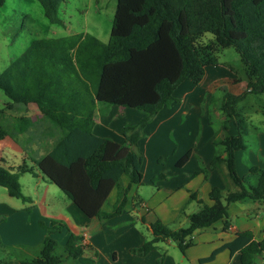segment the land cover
Segmentation results:
<instances>
[{"label":"trees","instance_id":"trees-1","mask_svg":"<svg viewBox=\"0 0 264 264\" xmlns=\"http://www.w3.org/2000/svg\"><path fill=\"white\" fill-rule=\"evenodd\" d=\"M4 1L0 0V7ZM37 1L50 23L63 25L58 8L65 0ZM206 33L212 39L200 43ZM227 47L238 54L247 87L241 93L223 95L224 124L233 119L237 133L213 141L220 150L209 168L224 164L226 177L236 189L213 187L210 205L191 192L187 203L196 201L199 208L186 216V227L172 228L155 220L150 224L152 238L133 249L144 256L157 242L170 240L185 253L193 245V233L226 218L230 203L264 201V170L251 165L255 184L246 187L234 162V153L245 148L244 121L236 104L248 93H264V0H116L106 43L88 33L33 40L0 73V90L8 100L4 108L34 105L55 132L61 131L51 147L33 160L34 165L87 217L110 219L124 210L131 185L142 181L143 155L138 141L145 127L160 109L175 101L173 92L182 82L200 83L206 68L218 63L216 53ZM98 104L136 109L145 116L135 125L124 126V143H118L92 132ZM261 114L264 116V109ZM15 129V133L9 131L0 121V139L9 136L16 141L19 131L26 130L21 124ZM189 156L190 151L177 164H184ZM23 172L32 170L25 165L17 171L0 166V186L10 196L26 201L29 197L24 196L18 181ZM123 176L129 180L127 185ZM113 189L115 202L105 212L102 205ZM53 229L57 228H46L47 234L32 256L19 257L18 251L24 247L0 241V253L8 256L0 258V264H63L84 254L82 239L75 235L57 253L59 244L50 236ZM223 248L238 252L241 264H256L264 252V236L256 241L250 231L239 232ZM217 251L201 261H210Z\"/></svg>","mask_w":264,"mask_h":264},{"label":"crops","instance_id":"crops-1","mask_svg":"<svg viewBox=\"0 0 264 264\" xmlns=\"http://www.w3.org/2000/svg\"><path fill=\"white\" fill-rule=\"evenodd\" d=\"M215 69L207 67L205 75L200 81L202 85L207 84V91L211 93L216 91L223 87L225 81V84L227 83L234 90L232 94H238L246 87V80L238 81L239 86L236 87L230 84L229 81L234 78L231 79L228 74L227 79L220 81L219 73ZM207 99L208 96L196 94L194 90H191L189 94H184L178 102H173L169 107H163L158 111L152 119V121L158 120L153 130L149 131L147 128L152 125L150 121L145 127L147 129L144 130L143 137L138 141V150L143 155L142 181L138 185H131L129 191L134 193V197L130 201V195L128 196L122 213L106 220L87 217L57 186L44 178L34 165L33 158H30L31 163L26 162L24 145L21 138L17 137V135L23 137L26 128L25 131L16 133V141L9 136L0 139V164L3 168L17 171L18 168L25 165L32 170V172L20 173L18 177L21 186L20 176L25 175L23 179L27 183V188L31 189L26 194L22 191L21 186V191L24 196L29 197V200L24 201L12 197L4 187V190L0 188V241L7 246L24 247L18 251L19 257L28 254L34 255L41 240L47 234L46 228L54 226L57 229H53L50 236L57 241L60 250L70 235L80 237L81 243L85 246L84 254L77 259H67L63 264H158V261H160L159 264H241L239 253H230L223 246L231 242L237 233L243 231H250L256 241L262 240L264 236V201L262 200H240L230 203L226 218L193 233V245L187 248L185 253H182L175 242L170 240L157 242L155 249L144 256L133 252V249L140 247L152 238L150 224L155 220H160L167 225L174 223L184 204L186 206L183 215L185 221L188 214L198 210L197 202L190 201L187 203L191 192H197V198L210 205V190L213 187L221 189V181L216 176L215 169H211L209 177L204 178L197 169L195 171L194 169H191L193 171L187 169L190 163L189 158L184 164H177L180 158L190 151L188 142L187 145L185 142H181V144L174 141L170 145L165 142L166 136L168 134L172 136V134H176V131L178 132L177 139L181 141L185 139V136H190L188 133L190 129L182 126L183 119L181 116L184 118L189 116L192 111L199 112L201 110L200 103ZM212 100L213 98H211ZM221 102L222 99L221 101L217 100V102L215 100L216 109L220 113L222 112L225 121L226 117L221 110ZM29 106L36 109L34 105H28L25 108ZM101 106L100 104L96 106L92 132L97 136L110 138L95 132L97 126L99 127L103 123L101 117L97 118L101 115ZM111 106L118 107L116 105ZM5 115L13 118L10 113ZM144 116H140V118L142 119ZM0 121L6 125L1 119ZM21 121L22 118L11 129L7 125L6 128L15 133V128ZM227 122L229 125L224 130V135H234L231 122L229 120ZM171 126L174 127L171 128ZM122 128L121 130H123ZM121 130L119 132L121 141L112 140L124 143ZM210 141L207 144L210 145ZM166 148L167 151L164 150ZM195 151H199L205 164H210L213 157L211 147L208 146L205 149L203 146L198 150L195 149ZM241 151L238 150L234 153L236 169L237 158ZM164 155H167L166 159L163 158ZM151 156L154 159L148 162ZM237 175L241 178L238 171ZM122 182L127 185L129 180L123 176ZM148 184H151L154 189L147 191L145 187H148ZM115 199L116 191L113 189L103 203L102 210L109 212ZM184 220H181L180 224ZM226 224L228 225L224 229ZM215 251L217 253L213 259L201 261ZM2 257L8 256L0 253V258ZM256 264H264V252L257 258Z\"/></svg>","mask_w":264,"mask_h":264},{"label":"rangeland","instance_id":"rangeland-1","mask_svg":"<svg viewBox=\"0 0 264 264\" xmlns=\"http://www.w3.org/2000/svg\"><path fill=\"white\" fill-rule=\"evenodd\" d=\"M115 6L116 0H65L60 3L58 8V16L63 22V25H58L49 22L44 16L40 2L37 0H5L0 7V73L4 71L33 40L38 38L88 33L106 43L110 35ZM211 39L212 35L206 33L199 39V42L207 43ZM216 54L218 63L210 66L216 68L215 70L219 73L218 77L220 81L227 79V74L231 76V79L234 78L229 82L235 87L239 86L237 84L238 81L246 80L243 65L238 54L232 47L221 49ZM210 66L208 67L211 69ZM225 73L226 75H224ZM225 82L222 85L223 87L211 93L207 91V84H193L186 80L173 92L175 103L178 102L184 94H189L191 90H194L196 94L208 96L205 102L200 103L201 110H199V112L192 111L189 116L184 118L181 116L183 119L182 126L186 129H190V131H188L190 136H185V139L181 141L177 139L178 132L176 131V134H172V136L168 134L165 140L169 145L174 141L180 143L185 142L186 145L188 142L190 163L187 169H194V171L197 169L204 178H208L211 173V169L209 168L210 164H205L201 154L199 151L196 152L195 149L198 150L203 146L206 149L209 146L211 147L212 156L217 150H220V147L214 145L213 141L223 137L224 130L228 127L229 122L224 124V117L222 112L220 113V111L216 109L215 100L216 102L217 100L221 101L223 94L226 92L234 93V90L227 85V83L225 84ZM246 87L239 93L245 91ZM211 98H213L212 101ZM7 101V97L0 90V110H3L0 119L11 129L13 125L22 118L20 124L27 129L25 131L26 133L23 132V137L22 135H17V137L21 138L24 145V157H26V162L29 164L31 163L30 158L37 159L51 147V142L55 137L61 134V131L55 129V132L52 123L46 117L42 116L33 106L7 110L4 108ZM100 109L101 115L99 117L97 116V118L99 119L101 117L104 124L102 123L99 127L97 126L95 132L98 135L109 136L116 141H121L122 139L119 135L122 127L137 124L141 120L140 116L145 115L142 111L130 108L102 105ZM262 109H264V93H248L236 104V110L240 113L244 121L242 134L245 141V148L240 152L237 158L236 170L241 175V179L244 181L246 187L255 184V176L249 172V167L251 165H256L264 169V116L261 114ZM8 113H10L13 118L5 115ZM19 116L21 117L18 118ZM152 119V125L147 127L149 131L153 130L158 121H152ZM229 121L231 122L234 134H236L237 130L233 119ZM107 122H110V124H107ZM173 127L174 126H171V128ZM209 140H211L210 145L207 144ZM164 150L167 151V148ZM163 158L166 159L167 155H164ZM149 159L150 161L148 162H151L154 158L151 156ZM0 166H2V164H0ZM215 170L216 176L219 177L221 181L220 188L222 191L236 189L226 177V168L224 164H221L220 168ZM24 176L25 175L20 176L22 191L28 194L31 188H27V183L23 179ZM0 188L4 190L3 187ZM145 188L147 191L148 189H154L151 184H148V187ZM129 195L131 201V198L134 197V193L129 191L127 199ZM175 219L176 221L171 223L169 227H186L188 224L187 220H184L183 215L177 214ZM181 220H184L182 224H180ZM56 251L57 253L61 252L60 248H57ZM30 255L32 254H28L27 256Z\"/></svg>","mask_w":264,"mask_h":264}]
</instances>
